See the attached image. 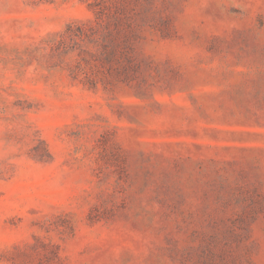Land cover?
Returning a JSON list of instances; mask_svg holds the SVG:
<instances>
[{
  "label": "rangeland",
  "instance_id": "374dc122",
  "mask_svg": "<svg viewBox=\"0 0 264 264\" xmlns=\"http://www.w3.org/2000/svg\"><path fill=\"white\" fill-rule=\"evenodd\" d=\"M0 264H264V0H0Z\"/></svg>",
  "mask_w": 264,
  "mask_h": 264
},
{
  "label": "trees",
  "instance_id": "16d2710c",
  "mask_svg": "<svg viewBox=\"0 0 264 264\" xmlns=\"http://www.w3.org/2000/svg\"><path fill=\"white\" fill-rule=\"evenodd\" d=\"M61 35V42L64 44L66 42H68L70 39L72 38H81L83 39V36H87L86 31L83 29V27H79L78 30L74 31L72 30V26L68 25V27L60 33ZM125 35V43H127V41L129 40V35L127 33L124 34Z\"/></svg>",
  "mask_w": 264,
  "mask_h": 264
}]
</instances>
